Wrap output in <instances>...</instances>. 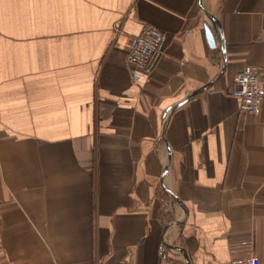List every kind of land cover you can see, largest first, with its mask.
<instances>
[{"label":"crops","instance_id":"crops-1","mask_svg":"<svg viewBox=\"0 0 264 264\" xmlns=\"http://www.w3.org/2000/svg\"><path fill=\"white\" fill-rule=\"evenodd\" d=\"M145 23L163 54L135 80ZM248 65L264 79V0H0V264L264 261Z\"/></svg>","mask_w":264,"mask_h":264},{"label":"built area","instance_id":"built-area-1","mask_svg":"<svg viewBox=\"0 0 264 264\" xmlns=\"http://www.w3.org/2000/svg\"><path fill=\"white\" fill-rule=\"evenodd\" d=\"M163 45L164 32L153 24H143L138 34L129 37L126 58L132 66L135 80L155 70L163 54ZM230 94L240 99L241 114L258 115L264 102V79L260 68L248 65L239 70L234 76ZM231 264H264V261L252 254L233 258Z\"/></svg>","mask_w":264,"mask_h":264},{"label":"water","instance_id":"water-1","mask_svg":"<svg viewBox=\"0 0 264 264\" xmlns=\"http://www.w3.org/2000/svg\"><path fill=\"white\" fill-rule=\"evenodd\" d=\"M205 30H206V35H207V39L209 41V44L212 48H216V37H215V33L213 32V30L208 26L206 25L205 26ZM215 30H216V33L219 37V40H220V44H221V48H222V51H223V54H224V57L226 58V46H225V41H224V37H223V34H222V31L221 29L219 28V25L217 23H215ZM200 92L197 91L195 92L194 94H192L188 99L196 96L198 93ZM187 99V100H188ZM185 100V102L187 101Z\"/></svg>","mask_w":264,"mask_h":264}]
</instances>
